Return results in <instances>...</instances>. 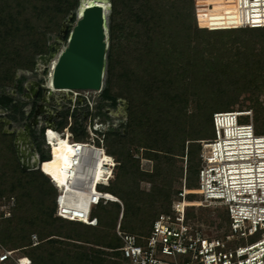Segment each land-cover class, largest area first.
Wrapping results in <instances>:
<instances>
[{"label":"trees","instance_id":"1","mask_svg":"<svg viewBox=\"0 0 264 264\" xmlns=\"http://www.w3.org/2000/svg\"><path fill=\"white\" fill-rule=\"evenodd\" d=\"M188 1L191 10L184 12L180 5L186 0H111L106 78L97 110L107 103L114 107L120 97L128 100L124 132L108 131L104 145L119 162L116 176L107 185L113 191L107 192L122 201L120 226L129 233L148 234L154 219L170 211L171 194L179 191L172 187L173 177L185 175L186 188L197 187L199 113L210 123L214 112L233 110L240 89L258 87L254 79L264 70L259 53L236 48L232 60L224 43L215 54L214 44L202 42L214 33L261 31L264 27L198 28L193 2ZM78 4L79 0H0V108L11 111L7 114L10 120H16V114L23 118L24 112L5 88L15 83L17 94L25 93L24 77L15 79L16 70H33L36 55L48 53L47 34L58 33L62 22L75 11L68 21L69 34ZM192 101L194 111L188 112ZM36 106L34 100L26 117L33 115ZM218 106L228 109H214ZM67 114L68 110L59 112L58 129L66 124ZM73 116L74 138L85 139L82 124ZM2 125L0 122V200L14 196L15 205L11 217L0 223V243L20 249L32 264H126L117 250L122 241L115 233L120 205L113 201L97 204L91 212L97 218L95 226L56 216V188L40 170L22 171L14 135L3 132ZM211 130L214 136L211 127L206 134ZM206 134L204 139H210ZM33 139L41 160H50L34 134ZM131 145L144 148L143 157L154 162L153 170L139 168ZM183 157L185 170L176 165ZM141 180L151 184L149 190L139 187ZM125 217L129 220L124 223ZM34 232L36 245L31 240Z\"/></svg>","mask_w":264,"mask_h":264},{"label":"built area","instance_id":"2","mask_svg":"<svg viewBox=\"0 0 264 264\" xmlns=\"http://www.w3.org/2000/svg\"><path fill=\"white\" fill-rule=\"evenodd\" d=\"M222 1L224 2L192 0L198 27H264V0H237L238 8L235 12L228 11L223 6L227 5L228 0ZM215 2L220 3L221 10L211 16L209 25L201 26L198 7L213 9ZM101 90L102 87L98 90H67L58 102H53L51 116L43 119V113L37 115L43 150L49 152V156L50 145L47 142H50L48 131L51 128L55 133L65 136L75 154L83 152V157L89 160L83 164V176L75 177L86 196V212L79 204L67 201L61 187L48 176L57 190L55 215L95 226L97 218L91 215L92 209L99 203L117 202L121 206V212L115 233L122 241L117 250L121 252L126 264H264V133L256 132L252 111L233 109L212 114L210 127L216 134L215 144H208L204 138L198 140L200 152L197 187L186 188L184 180L183 186L171 198L170 211L161 213L154 219L148 234L138 235L121 229V200L99 188L109 184L118 165V161L106 152V133L122 130L127 120V107L124 106L123 99H117V106L113 109V112L119 109L120 113L117 115L106 112L107 117L103 119L97 114ZM42 107L47 109L44 103ZM104 107L101 106L100 110ZM61 109L68 110V113L70 111V114L60 130L55 117L59 116ZM80 110L85 119L84 130L87 134L82 140L75 139L71 130V116ZM97 154L109 159L102 163L98 178L93 177L92 172ZM29 157H36L37 164L33 165V160H29ZM21 161L27 165V170L42 172L41 165L38 164L42 160L36 147L24 154ZM188 194L200 195L201 199H187ZM13 205L12 198L0 200V220L11 217ZM197 208L221 209L223 216L215 214L207 219L200 216ZM31 240L32 245H36L37 235L31 234ZM0 262L32 264L31 258L21 254L20 249H9L1 243Z\"/></svg>","mask_w":264,"mask_h":264},{"label":"rangeland","instance_id":"3","mask_svg":"<svg viewBox=\"0 0 264 264\" xmlns=\"http://www.w3.org/2000/svg\"><path fill=\"white\" fill-rule=\"evenodd\" d=\"M222 2H224V1L220 0V3H222ZM188 3H189V1L186 0V3H183L180 5V7L182 8V11L186 12L187 10H191ZM220 3L215 2L214 3L215 6L213 9L207 8V6L198 7V15H199V21H200L201 26L206 27L207 25H209L211 23V21H210L212 18L211 16L214 13L221 10L220 9V6H221ZM227 3H228V1H227ZM227 5H223V6H225L226 10L228 9V11H231V12L237 11L238 2H236V1L233 2V4L230 7ZM74 13H75V11H71L70 14L68 15V17ZM109 14H110V9L108 11V17H109ZM68 17L64 21H66L68 19ZM61 26H62V24H61ZM197 27H198V25H197ZM198 28H201V27H198ZM220 28H222V27H217L215 29H220ZM60 29H61V27H60ZM202 29L208 30L207 28H202ZM67 35L68 34L66 33V35L60 36V30L58 33H56V32L48 33L47 34L48 53L36 55V57H35L36 62H35V66H34L33 70L22 69V68H19L16 70L15 79L18 78L19 76L24 77L23 84L25 86L26 93H24L22 95H18L16 90H15V83H13L11 86H7L5 88L4 92L6 94H10L18 100V104L21 107V110L24 112V117L20 118L19 114H16L17 119L16 120H10L8 118L7 114H9L11 111L6 110L4 108H0V122H3V125L1 128H2L3 132L14 135L13 142H14L15 150L18 149V152H20V151L22 152L21 147L27 146V149L25 150V152L24 153L22 152L23 154H27V152L29 150H32L36 147V144H35L34 139H33V134L36 136L37 141H39L41 143L42 149H43V145H44L42 142V138H41V130L39 127V122L32 125L31 124L32 116L30 118L26 117L27 112L28 111L30 112V110H31L32 102L34 100H36L37 104H39V103L43 104L44 103L47 106V109H43V107H41V109H42L41 113H43V114H41V116L44 119V118H47L48 116H51L50 115L51 114L50 108H52L53 102H56V101L58 102L60 96L62 94H64L63 92H55L52 95L48 94L47 93L48 89H47L45 84H46V75H47L46 72L49 69L50 62L53 59L54 55L59 53L66 46L67 40H68ZM263 39H264V30H261V31L260 30H256V31L237 30V31H231V32H221L220 34L214 33L211 35V37H209L207 39H202V42H204V43L209 42V45L214 44L215 46H214L213 52L215 54H217L216 48L221 47V44L224 43L225 44L224 49H228V51L231 53L230 57L233 60L235 58L234 54L236 52V48H239L243 52L249 51L248 53H250L252 51L253 53H256V54L259 53V55L261 54V56L264 58ZM108 42H109V39H108ZM50 46L52 47L51 50L49 49ZM50 54H52L53 57H50L49 56ZM41 56H44V59H41L40 58ZM258 73H259V75H257L256 79H254V81L258 85V87L255 88L254 87L255 84H254V85H250V87H248V89H243V88L240 89V91L238 92V98L236 100L237 103L232 105L231 107L234 109H240L241 108V109L251 110L252 114H253V118H254V123L256 126V132L257 133H264V70L263 71L261 70ZM246 76H247L246 79H249L253 75L251 74V75H246ZM105 78H106V71H105L104 77H103L102 89H103L104 84H105ZM30 88H32V92H30V90H29ZM37 90L41 91V93H42L41 98L36 97ZM94 94H96V93H94ZM118 99H123L124 106L125 107L128 106V100L126 98L120 97ZM98 101H99V98H98ZM116 106H117V100H116V105L114 107H116ZM109 107H111L110 108L111 110L107 111V108H109ZM114 107L111 106L109 103H107L105 105V107L103 108V110L99 109V111H97V114H99V116L103 119L107 117L106 112H108L112 115H115V114L117 115L118 113H120V111L118 109L115 112H113ZM206 108H209L208 102L206 103ZM214 109L225 110L228 108L218 106L217 108H214ZM64 110L65 109H61L59 111H64ZM193 111H194V103L192 101V102H189L188 112H193ZM69 114H70V111L67 114L66 121L68 119ZM73 114H76V117H77L79 124H82L83 129H84L85 119L82 116L81 110L78 112L76 111ZM73 114L71 116L72 123L74 122ZM125 114L127 115V120H126V124L124 127H126V125L128 123V109L125 112ZM199 114H200V116H199V122H198L199 123V137L198 138L201 139V138H204L205 134L207 133L208 129L210 128V123L206 122L204 120V117L201 113H199ZM55 118H57L56 121L61 119L60 115L56 116ZM244 119H247V118H244ZM37 121H38V119H37ZM29 124H31V126L29 129H27L26 127ZM124 129L125 128L120 130V132L123 133ZM206 137L207 138H213V131L211 130ZM21 140L25 141L24 144H22ZM130 152L132 153L134 158H137L139 160V168L141 170H144V171L153 170L154 162L152 160H149V159H146L143 157V152H144L143 147H139V146L137 147L136 145H131L130 146ZM16 153H17V151H16ZM46 154H47V157H49L48 153H46ZM18 159L20 160L21 158H18ZM118 164H119V162H118ZM176 165L178 166V168H180L183 165V168L185 170L186 158L183 157V161H180V160L177 161ZM117 166H116L115 171H114L115 176H116V173L118 171ZM184 180H185V175L182 176V178H180V174L173 177L172 187L176 190L180 189L184 184ZM139 187L146 191V190L150 189L151 184L147 181L141 180L139 182ZM99 188L103 191H113V188H111L110 186L108 187L107 185L99 186ZM174 195H175V191L172 192L171 198H173ZM11 198L13 199V202L15 205L14 196L10 197L7 200H10ZM187 199L199 200V199H201V196L200 195H195L193 197L187 196ZM13 206H12V208H13ZM157 208H160V206L156 207V209ZM196 210L199 211L200 216L205 217L207 219H208V217L215 215V214H217L219 216H223V211L221 209L212 210L209 208H197ZM115 215H117V212L115 213ZM2 220L3 219L0 220V223ZM128 220H129V218L125 217L124 223L127 222ZM33 234L37 235V233H35V232ZM241 243H244V241H242Z\"/></svg>","mask_w":264,"mask_h":264},{"label":"water","instance_id":"4","mask_svg":"<svg viewBox=\"0 0 264 264\" xmlns=\"http://www.w3.org/2000/svg\"><path fill=\"white\" fill-rule=\"evenodd\" d=\"M104 1L108 2L110 9L111 0ZM77 10L67 44L58 53L51 83L59 89L98 90L102 87L106 68L108 11L99 3L84 8L80 17H77ZM70 18L71 15L62 23L60 36L66 35ZM49 56L53 57L52 54ZM40 58L44 59V56ZM29 90L32 92V88ZM42 106V103L37 104L32 115V125L38 122L37 115L42 112ZM31 124L26 128L29 129ZM16 151L18 158H24L21 151L18 152V149ZM19 161L22 171H27V165L21 159Z\"/></svg>","mask_w":264,"mask_h":264},{"label":"bare ground","instance_id":"5","mask_svg":"<svg viewBox=\"0 0 264 264\" xmlns=\"http://www.w3.org/2000/svg\"><path fill=\"white\" fill-rule=\"evenodd\" d=\"M238 2L237 0H228V5L231 6L233 2ZM102 4L106 11H109V5L107 1L104 0H79L77 10V17L81 16L82 10L86 7L93 6L94 4ZM228 10V9H227ZM58 53L54 55L53 59L49 65V71L46 75V87L48 88V94L52 95L55 92H65L70 90L68 88H55L52 85V76L54 66L56 64ZM49 141L47 142L50 147V160L39 162L41 165L42 173L51 177L60 187L61 192H64V196L67 197V201L75 204H79L83 208L84 212L88 210V205L86 202V196L84 195L83 188L78 186L79 181L75 177L77 175L83 176V164H86L89 160L83 157V152L80 154H75V150L69 145V141L63 135L55 133L51 128L48 131ZM22 137V136H21ZM216 134L214 131L213 138L205 139L208 144H215ZM22 144L25 141L21 140ZM22 152L26 150V146L21 147ZM52 152V155H51ZM52 156V157H51ZM29 160H33V165L37 164V159L29 157ZM104 161H109V159L102 155L97 154L95 160L93 161L92 172L93 177H97L101 172V165ZM98 178V177H97ZM81 184V183H80ZM73 220V219H72ZM85 222V221H84ZM86 223V222H85Z\"/></svg>","mask_w":264,"mask_h":264},{"label":"flooded vegetation","instance_id":"6","mask_svg":"<svg viewBox=\"0 0 264 264\" xmlns=\"http://www.w3.org/2000/svg\"><path fill=\"white\" fill-rule=\"evenodd\" d=\"M41 94H42L41 91L37 90L36 97L41 98V96H42Z\"/></svg>","mask_w":264,"mask_h":264}]
</instances>
